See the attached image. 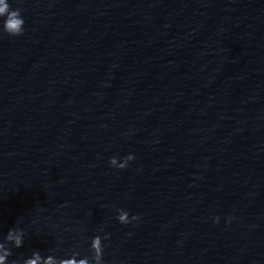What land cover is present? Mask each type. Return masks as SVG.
<instances>
[{"label":"water","instance_id":"water-1","mask_svg":"<svg viewBox=\"0 0 264 264\" xmlns=\"http://www.w3.org/2000/svg\"><path fill=\"white\" fill-rule=\"evenodd\" d=\"M81 256L89 251H79ZM68 252L40 253L64 257ZM32 254H12L23 264ZM105 264H264V250L219 247H137L104 250Z\"/></svg>","mask_w":264,"mask_h":264},{"label":"clouds","instance_id":"clouds-1","mask_svg":"<svg viewBox=\"0 0 264 264\" xmlns=\"http://www.w3.org/2000/svg\"><path fill=\"white\" fill-rule=\"evenodd\" d=\"M0 18L2 21V31L10 36H20L24 32L25 20L21 15V9H12L8 0H0ZM134 159L132 155L124 158L123 162H118L117 157L110 158L111 166L123 169L127 167L128 161ZM117 221L122 225H128L140 219L139 216L129 217V213L123 209H118ZM218 220V218H217ZM103 231V229H101ZM25 232L23 229L15 227L8 230L3 241L0 242V264H17V261H9L12 255V248H21L24 244ZM110 234L95 235L91 238L89 253L81 256V253L72 249L64 257L53 254L42 256L39 251H34L31 257L23 260V264H105L104 241L109 239Z\"/></svg>","mask_w":264,"mask_h":264}]
</instances>
